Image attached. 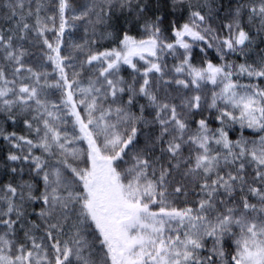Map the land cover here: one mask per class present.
Returning <instances> with one entry per match:
<instances>
[{"label":"snow or ice","instance_id":"6c2138e0","mask_svg":"<svg viewBox=\"0 0 264 264\" xmlns=\"http://www.w3.org/2000/svg\"><path fill=\"white\" fill-rule=\"evenodd\" d=\"M0 264H264V0H0Z\"/></svg>","mask_w":264,"mask_h":264}]
</instances>
